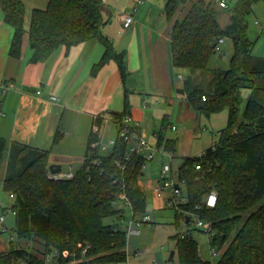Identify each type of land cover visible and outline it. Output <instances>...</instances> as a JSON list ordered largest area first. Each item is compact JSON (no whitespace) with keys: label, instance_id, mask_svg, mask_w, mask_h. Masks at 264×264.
I'll use <instances>...</instances> for the list:
<instances>
[{"label":"trees","instance_id":"obj_1","mask_svg":"<svg viewBox=\"0 0 264 264\" xmlns=\"http://www.w3.org/2000/svg\"><path fill=\"white\" fill-rule=\"evenodd\" d=\"M258 1L264 2L238 0L224 29L213 2H193L183 19L178 15L189 0H167L165 5L166 18L173 22V67L188 72L177 92L186 95L201 115L228 112L227 126L219 131L217 142L200 156L184 158L177 170L186 202L174 208L187 213V224L193 213L211 224L215 232L211 244L219 250L226 246L215 264H264V203L252 211L264 198V87L254 85L252 77L264 79V59L252 55L254 43L247 35L246 21ZM101 8L102 0H49L44 10L32 9L28 16L21 0H0L4 22L14 30L9 55L20 59L28 41L33 51L30 62L39 63L61 46L69 49L98 39L104 53L91 74L97 75L114 60L125 81L129 74L126 55L117 53L103 35ZM220 37L232 40L234 52L229 69L212 70L208 63ZM196 72L211 76L206 89L194 83ZM244 88L251 89V94L240 114L239 94ZM123 116L120 113L113 119L119 122ZM103 125L104 118L95 117L83 164L70 180L49 178V152L0 137V181L6 158L2 185L14 195L10 209L15 215L13 230L19 241L32 240L43 247L42 256L11 248L0 253V264H47L43 257L54 249L67 252L61 263H69L80 258L85 246H90V261L77 264L127 261L126 231L104 220L123 216L117 207L122 195L134 215L144 214L146 195L139 181L145 160L135 154L127 158V144L119 135L113 148L103 153L98 145ZM157 137V147L172 154L177 151L175 140H166L161 133ZM211 192L217 195L214 207L206 206ZM175 239L179 264H210L201 259L191 233Z\"/></svg>","mask_w":264,"mask_h":264},{"label":"crops","instance_id":"obj_2","mask_svg":"<svg viewBox=\"0 0 264 264\" xmlns=\"http://www.w3.org/2000/svg\"><path fill=\"white\" fill-rule=\"evenodd\" d=\"M195 1L198 0L185 5L178 15L180 19ZM136 2L132 0L117 17L112 7L103 5L101 8L105 22L103 35L117 53L126 55L129 74L125 81L114 60L97 75L91 74L93 65L104 53V46L98 39L69 49L61 46L39 63L30 62L33 51L26 41L23 56L12 58L9 49L14 30L4 22L0 9V85L5 82L14 85L6 94L0 93V137L47 151L49 166H61L62 171L74 173L83 164L95 117L104 118L101 137L105 139L112 137L108 136L112 124L117 128V122L109 114L111 111L137 119L134 122L138 132L145 137L139 127L138 102L144 101V96L160 99L163 103L182 100L177 90L182 88L188 72L172 64L170 33L173 22L166 18L167 0H145L134 14L133 24L124 29L122 16L129 13ZM216 7L218 11L221 9ZM26 12L29 16L31 10ZM218 22L224 29L230 23V16L225 21H220L218 16ZM177 79L181 85L177 84ZM51 96L57 101H52ZM139 185L144 190L142 179ZM117 207L121 208V203ZM4 250L7 248L1 253Z\"/></svg>","mask_w":264,"mask_h":264},{"label":"rangeland","instance_id":"obj_3","mask_svg":"<svg viewBox=\"0 0 264 264\" xmlns=\"http://www.w3.org/2000/svg\"><path fill=\"white\" fill-rule=\"evenodd\" d=\"M21 1L25 5L26 10H32L33 8L44 10L49 2V0ZM204 1L215 4V0ZM237 1L229 0L228 8L219 10L220 21H225L227 17H231L232 10L236 6ZM131 2L132 0H102V6L112 7L114 17H117L129 7ZM184 12L186 13V11ZM246 21L248 23L247 35L254 43L252 55L255 58L264 59V35L262 33L264 30L263 1H258L253 5L251 11L246 16ZM225 38V43L221 45V51L214 52L210 57L208 63L209 69H229L234 48L232 40L227 37ZM192 77L196 85L206 89L207 82L211 76L206 73L196 72ZM252 77L254 85L264 87V79L262 77ZM176 81L178 85H181L179 79ZM250 94L251 89H241L238 104L240 114L243 113ZM181 97L182 100L172 99L167 103H163L160 99L144 96V101L142 99L141 102H138L139 127L145 133V140L148 145L156 148L158 143L157 134L161 133L166 140L177 141V151L173 154L157 152L154 159L146 162L143 168L141 179L146 195V210L143 215L150 216L151 221L149 223H141L140 226L133 225L132 228L139 231L138 234H131L127 228L132 218V211L130 209L124 211L125 223L123 224L117 220L116 216L108 217L104 220L105 224L118 225L120 229L127 232L126 250L128 264H154V262L157 264H179L178 257L176 256L175 237L187 233H191L196 240L201 259L210 262V264H215L226 248L225 246L220 250L221 255L219 257H213L211 253L213 245L210 242V234L204 230L197 229L192 222L187 224V220L185 219L187 213H179L174 206L169 204L168 201L172 197V190L164 189L161 196H158L155 192L156 188L163 185L160 173L165 164H169L173 173H176L184 158L200 156L217 142L219 131L227 126V110L207 117L197 113L192 108L186 95L181 94ZM170 102L172 103L170 104ZM134 121L136 122L137 119ZM112 125L108 136L116 138L117 128L114 124ZM172 127H175V130ZM5 171L6 158L1 168L0 181V253L4 247L7 250L21 247L42 256L43 247L41 243L32 240L19 241L13 230L15 215L10 209L14 202L10 198V195L3 190L2 185ZM178 200L183 203L186 202L183 187L182 196ZM263 203L264 198L252 208V211L256 210ZM1 217L4 218V221H1ZM137 219H140V216ZM1 224H4L6 227H3ZM172 251H175V255L173 260H170Z\"/></svg>","mask_w":264,"mask_h":264},{"label":"built area","instance_id":"obj_4","mask_svg":"<svg viewBox=\"0 0 264 264\" xmlns=\"http://www.w3.org/2000/svg\"><path fill=\"white\" fill-rule=\"evenodd\" d=\"M145 0H137L135 7L129 12L125 13L122 16V24L124 29H128L134 21V14L138 10V6L143 4ZM215 4L221 8L226 9L229 6V0H215ZM264 35V30L262 31ZM225 37H220L216 44H215V52L221 51V45L225 43ZM178 78L180 79L181 76L179 75ZM13 84L11 82H5L0 85V93L6 94L11 88H13ZM37 94L40 95L41 91H37ZM50 99L52 101H57V98L54 96H51ZM205 99V98H203ZM173 130H175V127H172ZM138 126L134 122L133 118L130 115L123 116L119 122H117V136L119 135L128 147V155L127 158H130L131 155H139L145 160V164L148 161H151L154 159L155 154L157 152H160L162 154H166L167 152L164 150L163 147H157L153 148L152 146L148 145V143L145 140V137L141 134L137 133ZM116 136V137H117ZM116 143V138L110 137L108 139H103L101 137L99 141V148L103 153L109 152L113 146ZM118 167H121L120 163H117ZM145 166V165H144ZM144 168V167H143ZM75 173L73 171H62L58 173H50L49 171V178L54 181H61V180H70L74 177ZM161 182H163V185L156 188L155 192L158 196H161L162 191L164 189H171L172 190V197L169 198V204L172 206H177L179 204H182L183 202L179 201L178 199L182 196V184L178 180L177 172L173 173L172 168L169 164H165L162 168V171L160 173ZM10 198L14 200V195L10 194ZM214 198V200H213ZM210 201H213L210 203ZM217 201V195L215 192H211L207 199H206V206L208 207H214ZM121 203V210L130 209L131 204L129 200L126 198L125 195L121 196L120 202ZM200 208V206L198 207ZM124 213V212H122ZM140 216V219H137V217ZM142 216V217H141ZM192 217V223H194L195 227L197 229L204 230L210 234V237L215 235V232L213 231L211 224L208 221H205L201 218H199L196 214H191ZM1 221H4V218L1 217ZM151 221L150 216L138 214L134 215L132 212V218L129 223V226L127 227L131 234H138L139 231L132 228L133 225L140 226L141 223H149ZM120 223H125L124 216H121L119 219ZM122 230V229H121ZM127 233V232H126ZM90 249V246H85L82 251L79 259H75L74 261H70L69 263L64 264H77V263H89L90 258L87 256L88 250ZM213 257H219L221 255V252L218 248L215 246L212 247L211 250ZM68 255L65 251H60L58 249H54L50 251L49 253L45 254L43 257L47 264H62L61 259L65 258ZM200 255V252H199ZM108 264H128V259L124 263H108ZM154 264H157L154 262Z\"/></svg>","mask_w":264,"mask_h":264},{"label":"water","instance_id":"obj_5","mask_svg":"<svg viewBox=\"0 0 264 264\" xmlns=\"http://www.w3.org/2000/svg\"><path fill=\"white\" fill-rule=\"evenodd\" d=\"M109 114L111 116H113V117H118L119 116V113H116L114 111H111ZM61 170H62L61 166H57V165H50L49 166L50 173H53V174L54 173H58V172H61ZM3 227H5V225H3ZM174 255H175V251H172L171 254H170V258L169 259L173 260Z\"/></svg>","mask_w":264,"mask_h":264},{"label":"clouds","instance_id":"obj_6","mask_svg":"<svg viewBox=\"0 0 264 264\" xmlns=\"http://www.w3.org/2000/svg\"><path fill=\"white\" fill-rule=\"evenodd\" d=\"M213 200H214V198H213ZM213 201H210V203H212Z\"/></svg>","mask_w":264,"mask_h":264}]
</instances>
